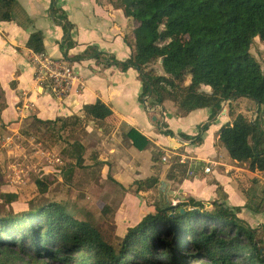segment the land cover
<instances>
[{"label":"trees","instance_id":"obj_1","mask_svg":"<svg viewBox=\"0 0 264 264\" xmlns=\"http://www.w3.org/2000/svg\"><path fill=\"white\" fill-rule=\"evenodd\" d=\"M58 1L52 0L50 14L64 31L60 43L64 58L72 62L95 60L123 72L137 70L143 79L141 101L152 110L172 107L178 116H187L210 109L211 120L227 103L231 121L218 132L217 147L250 172L264 173V73L251 53L257 38L264 46V0H108L133 23L132 34L125 38L132 51L126 61L96 46L69 57V50L75 46L74 25ZM15 5L16 0H0V22L14 19ZM27 47L36 54L45 53L43 34H32ZM160 59H164L165 77L149 71ZM187 76L191 81L184 85ZM242 99L256 105L255 121L236 113L233 104ZM5 107L0 85L1 130L5 128L1 119ZM112 114L98 101L84 106L81 116L48 121L33 117L29 127L50 139L66 135L67 148L62 153L74 162L69 166L81 168L87 166L86 147L77 136L87 132L90 124L106 130V120ZM209 126L205 124L201 131L206 132ZM164 134L175 136L172 132ZM178 135L193 144L201 142L200 135ZM128 137L138 150L149 144L135 130L129 131ZM187 172L188 166L175 157L168 178L177 179L178 174L184 179ZM245 182L239 181L247 195ZM159 183L158 177L138 181L136 191L157 190ZM52 184L49 179L36 180L40 197L32 199L26 211H0V264H186L187 260L198 259H206L208 264H264V252L254 231L238 216L241 208L229 207L223 198L211 203L188 198L174 207L158 205L155 213L145 216L114 244L105 240L85 215L76 217L57 202L44 203ZM3 185L0 181V188ZM18 199L17 194H0L3 206ZM257 204L258 208L264 205L263 196ZM257 207L246 206L253 212H263Z\"/></svg>","mask_w":264,"mask_h":264},{"label":"crops","instance_id":"obj_2","mask_svg":"<svg viewBox=\"0 0 264 264\" xmlns=\"http://www.w3.org/2000/svg\"><path fill=\"white\" fill-rule=\"evenodd\" d=\"M51 2L52 0H16L13 8L14 19L0 22V85L6 104L1 112V119L5 129L20 128L33 117L48 121L73 115L81 116L84 106L101 101L113 114L106 120V130H96L99 136L105 132L101 139L104 151L99 152V156L95 155L99 165L87 171L94 176H90V185L83 191L86 197L95 198L94 188L99 181L114 182L118 187L127 190L129 186L137 188L138 181L158 177L159 188L163 194H181V202L188 198L206 203L214 202L216 200L205 199L207 195L204 192L212 193L213 196L216 188H221V192L228 199L226 204L241 208L239 218L247 221L246 213H250L252 217L255 215V219H260L262 213L246 208L248 199L239 181L243 175L248 180L261 179V173L250 172L248 167L244 168L231 160L225 149L217 147L218 132L231 121L224 105L219 115L211 120L213 111L210 109L196 110L187 116H178L172 107L152 110L146 101H141L143 79L137 70L123 72L115 67L106 68L95 60L72 62L65 58L80 76V81L76 82L65 98L57 99L46 88L38 86L31 63L35 53L27 47L30 36L41 32L44 36L45 54L55 59L64 58L60 49L64 31L51 17ZM58 6L66 12L69 21L74 25L72 38L75 46L69 50V57L82 54L89 46H96L120 61L131 57L132 51L125 38L132 34L133 23L121 9L114 8L108 0H59ZM155 70L153 67L149 68L156 76H166L164 69L159 74ZM189 78L191 77H185L184 85L190 83ZM205 124L210 125L209 129L201 132V127ZM131 130L140 133L149 141L144 150H138L133 145L128 137ZM165 132H172L175 136H167ZM181 133L189 137L200 135L201 142L193 144L192 140L181 139L178 135ZM134 150L140 153L137 154ZM160 153H163L162 158ZM176 154L193 159L196 166L192 175L187 172L184 179L178 174L175 176L177 179L168 178L171 159L178 157ZM151 156L153 164L149 172L145 165ZM155 156L158 157L156 161ZM164 157L167 162L163 161ZM206 167L211 168L210 173H205ZM234 172H239L238 181L229 177V173ZM234 180L238 183V191L232 186ZM8 186L4 184L2 187ZM243 194L247 200L241 197ZM223 199L226 202V198ZM174 203L177 204V201H173L172 207L176 206ZM165 205H169V202ZM155 211L156 208L151 213Z\"/></svg>","mask_w":264,"mask_h":264},{"label":"rangeland","instance_id":"obj_3","mask_svg":"<svg viewBox=\"0 0 264 264\" xmlns=\"http://www.w3.org/2000/svg\"><path fill=\"white\" fill-rule=\"evenodd\" d=\"M251 53L257 59L264 73V46L258 38L255 40ZM162 64L158 60L150 67L155 68V71L159 74L163 69ZM233 106L236 113H242L252 122L255 121L257 107L253 102L242 99L234 103ZM29 125L30 121H27L20 128L12 127L10 130L3 128L0 131V181L9 185L8 188L1 187L0 194L13 193L19 197L11 205L3 206V201L0 200V211L9 212L12 210L14 213L26 211L29 208V202L40 197L35 185L36 180L49 179L53 184L44 197L46 200L44 203L47 201L57 202L65 206L69 212L74 213L76 217L82 218L83 216L80 214L85 215L84 218L97 225L105 240L115 244L119 238L126 235L128 229L135 227L145 216L154 211L156 206H168L165 205L166 202L172 205L174 200L177 201L176 205H178V202L182 201L181 194L174 196L171 193L170 196H167V194H163L160 188L152 192L139 194L136 191V186H129L126 190L110 181L107 183L97 182L96 188H94L95 198L86 197L83 191L90 185V176H94L87 171L99 165L96 164V160L99 152L104 151L101 147V139L105 136V132L102 136H99L96 131L99 129L90 124L87 132L80 133L77 136V139L86 147L84 165H88L77 168L69 166L74 162L62 153L63 149L67 148L66 135H62L60 138L55 136L50 139L48 136L40 135L37 131L31 129ZM136 153L140 152L137 151ZM224 153L226 154V151ZM142 155L143 153L141 157ZM171 161H173V158ZM152 164L151 156L145 165L149 172L152 170ZM241 166L247 168L246 165ZM238 173H229V177L238 181ZM248 179L244 175L241 177L242 181H246L243 186H247V202L256 208L258 206L257 199L264 197V181L255 178L258 182L252 184L248 182ZM236 180L233 181L232 186L238 191ZM221 191V189L216 188V196L204 192V195H207L205 199L213 201L226 198L228 204L227 197ZM246 196L241 195L244 200H247ZM208 208H210L209 205ZM258 209L263 211L260 212V214L262 213L260 219H255V215L252 217L250 213H246L248 220L244 221L246 223L251 222L247 225L254 231L259 247L264 252V205L260 208L257 207ZM258 223L261 224L258 226ZM186 264L208 263L205 262V259H198L187 260Z\"/></svg>","mask_w":264,"mask_h":264},{"label":"built area","instance_id":"obj_4","mask_svg":"<svg viewBox=\"0 0 264 264\" xmlns=\"http://www.w3.org/2000/svg\"><path fill=\"white\" fill-rule=\"evenodd\" d=\"M31 63L34 67L35 82L38 86L46 88L57 99L67 97L71 93L76 82L80 81L78 72L65 58L55 59L49 57L45 53H35L31 58ZM176 156L179 157L180 164L188 166V175H192L193 169L196 166V163H193V159L183 155L176 154ZM163 161L167 162V158L164 157ZM209 164L212 163L209 162ZM204 171L205 173H210L211 168L206 167ZM261 179L264 181V173H261Z\"/></svg>","mask_w":264,"mask_h":264},{"label":"water","instance_id":"obj_5","mask_svg":"<svg viewBox=\"0 0 264 264\" xmlns=\"http://www.w3.org/2000/svg\"><path fill=\"white\" fill-rule=\"evenodd\" d=\"M163 61H164V59L161 60L162 63H163ZM155 120H156V119H155ZM208 205H209V204H208ZM182 212H183V211H182ZM205 261H206V259H205Z\"/></svg>","mask_w":264,"mask_h":264}]
</instances>
